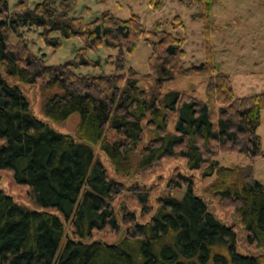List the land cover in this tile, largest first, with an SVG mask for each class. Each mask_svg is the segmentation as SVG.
Wrapping results in <instances>:
<instances>
[{
  "label": "trees",
  "instance_id": "16d2710c",
  "mask_svg": "<svg viewBox=\"0 0 264 264\" xmlns=\"http://www.w3.org/2000/svg\"><path fill=\"white\" fill-rule=\"evenodd\" d=\"M81 1L44 0L30 9L19 0V9L0 20V171L28 189L35 206L57 212L28 210L0 190V264H264V254L238 253L234 229L216 218L195 195L192 179L181 174L169 185L185 188L183 197L160 198L149 222L138 223L127 210L118 219L114 203L119 196L131 193L148 215L149 194L139 187L126 190L95 156L97 148L123 179L175 159L204 179L216 174L208 192L234 209L247 243L264 251V186L251 167L223 168L215 160L231 154L252 160L264 156L257 134L264 94L236 98L230 76L218 72L210 44L212 0H189L200 7L205 61L187 69L185 39L163 30L168 22L157 21L146 31L135 15L121 20L106 12L90 23L69 18ZM148 1L153 11L163 2ZM3 12H8L6 0H0ZM172 27H183L179 17ZM24 28L42 30L43 41L55 50L62 40H79L76 62L46 66L21 39ZM12 35L18 36L15 44ZM152 37L158 41L151 43L147 76L132 69L111 75L75 73L100 67L89 59L90 52L105 48L133 55L140 42ZM8 77L28 86L40 81L46 118L61 125L77 116L75 135L57 133L37 119L26 95ZM183 77L207 79L206 92L220 107L217 129L204 102L180 93L162 98L166 83ZM145 78L154 81L148 91L139 87ZM145 134L150 140L138 150ZM122 229L118 244L88 243L95 234Z\"/></svg>",
  "mask_w": 264,
  "mask_h": 264
},
{
  "label": "rangeland",
  "instance_id": "374dc122",
  "mask_svg": "<svg viewBox=\"0 0 264 264\" xmlns=\"http://www.w3.org/2000/svg\"><path fill=\"white\" fill-rule=\"evenodd\" d=\"M29 8L44 0H26ZM8 12L0 13V20L11 16L17 11L19 0H6ZM109 12L121 20H128L132 15L138 16L146 31H152L157 21L168 22L162 28L178 39H185L183 50L186 53L184 68L200 66L205 61V46L203 36V22L199 17L200 7L198 4L189 5V0H163L158 11H153L148 0H83L69 12V18H83L87 23ZM212 26L210 44L213 60L219 73L229 75L232 81L233 91L236 98H245L264 94V0H212ZM179 17L183 23L182 28L173 29L174 18ZM42 30L24 28L21 31V39L25 42L32 53L42 58L46 66H59L76 62V54L82 48V43L77 39L62 40V47L58 50L48 46L41 37ZM53 37H58L54 35ZM18 36L12 35L10 41L17 43ZM157 37L149 38V42L139 43L135 53L129 55L119 50L101 48L97 54L88 53L91 61L99 63L100 67L78 68L76 74L95 76L99 74H124L129 69L140 75H149L148 58L152 53L151 43L157 42ZM121 59V60H120ZM120 67L119 65H121ZM11 85L19 86L28 98L34 116L45 122L57 133L75 135L78 117L72 116L64 124H54L46 118L44 112V97L41 92V82L37 81L32 86L21 85L16 78L8 77ZM153 79H142L139 87L142 90H150ZM207 79L205 77H183L166 83L162 91V98L171 93L189 95L207 105L213 128L218 126L219 106L206 92ZM148 117L143 125L148 121ZM170 120H174L173 115ZM170 131H174L173 123ZM261 139L262 151L264 152V112L261 114V124L257 130ZM150 140L149 135L144 136L138 150H141ZM95 156L100 160L108 171V175L121 182L126 190L139 187L140 190L149 194L148 206L151 211L148 215L142 213V208L133 200L131 193L124 192L119 196L114 208L121 219V212L127 210L136 215L137 222L145 224L150 221L158 209L159 199L167 196L182 198L183 189H172L169 183L176 175L181 174L191 178L195 195L202 198L208 209L222 223L231 226L237 234L238 253L245 256H259L264 251L258 250L254 245L246 241V234L239 225L235 211L224 202L214 198L209 192V187L216 181L217 175L211 178H202L200 172L189 171L184 160H167L159 167L149 172H134L130 178L117 177L109 162L95 149ZM137 159V158H136ZM220 167L236 168L251 167L254 178L264 186V156L252 160L242 154L219 155L215 159ZM0 190L10 196L14 202L28 210L37 212H49L57 214L54 209H43L35 206L29 197V190L17 186L11 175L0 171ZM123 228V227H122ZM123 229L115 234H95L88 243L100 241L107 245L118 244L123 238ZM71 239L77 240L72 235ZM65 242V240H64Z\"/></svg>",
  "mask_w": 264,
  "mask_h": 264
}]
</instances>
